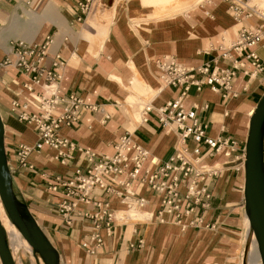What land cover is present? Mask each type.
<instances>
[{
  "label": "crops",
  "instance_id": "0c3cea01",
  "mask_svg": "<svg viewBox=\"0 0 264 264\" xmlns=\"http://www.w3.org/2000/svg\"><path fill=\"white\" fill-rule=\"evenodd\" d=\"M78 1L31 0L27 4L25 0H0V113L17 199L27 205L58 249L62 264H238L243 245L240 213L245 210V148L251 117L264 96L260 78L240 73L234 84L239 94L230 99L208 86L202 91L193 88L186 99L189 108L193 104H209L208 109L198 111L207 136L236 143L216 151L204 143L188 140L189 151L200 146L202 164L212 167L216 174L207 181L212 194L209 200L204 198L208 205L201 204L192 213H186L188 203L183 200L180 218L178 212L161 213L163 195L147 185L137 184L139 195L148 199L147 205L138 210L129 211L116 195L95 191L103 199H109L116 211L111 234L105 227L97 229L92 220L77 212L71 214L72 222L68 223L58 210L65 196L61 191H52L50 183L57 177L72 178L79 167L87 168V158L77 153L74 159L62 164L56 158V150L44 146L29 157L34 169L17 168L19 145H33L39 134L35 125L20 119L23 108L14 109L13 103H29L28 110L36 112L35 96L44 91L41 85H33L31 73L3 64L7 58L16 59L14 46L19 41L45 44L51 40L44 66L52 68L57 54L67 61L60 82L62 94L76 93L86 103L102 107L110 116L106 119L104 112L84 108L72 127L62 129L63 134L100 155L113 153L119 137L130 131L136 141L149 149L150 158L160 163L171 157L181 141L176 129L164 128L159 123L156 111L143 114L145 105L152 102L158 107L179 93V89L168 87L157 95V60L174 56L187 64L200 65L214 64V59L220 57L221 66L229 65L221 59L219 45L234 41L239 25L225 0L208 3L201 0L193 14L152 19L144 18L148 13L143 8L131 11L125 2L102 36L100 28L94 29L87 22L96 15L95 10L85 22L77 21ZM115 3L116 0L105 2L103 17ZM101 7L99 0V10ZM133 19L138 23L141 19L145 21L134 29L130 24ZM101 23L104 20H98V27ZM249 23L258 25L260 21L253 18ZM210 44L215 47L208 51ZM258 53L264 60V50L259 49ZM195 157L191 154L192 159ZM181 191L185 193L186 186ZM80 210L91 211L93 207L82 204ZM243 223L247 241L250 232L247 216ZM95 232L103 238L100 246L91 241ZM8 234L11 245H19L12 229ZM86 241L95 246V254L83 246Z\"/></svg>",
  "mask_w": 264,
  "mask_h": 264
},
{
  "label": "built area",
  "instance_id": "2783aa9c",
  "mask_svg": "<svg viewBox=\"0 0 264 264\" xmlns=\"http://www.w3.org/2000/svg\"><path fill=\"white\" fill-rule=\"evenodd\" d=\"M225 1L228 3L229 13L239 25L234 41L219 45V50L222 51L221 59L227 60L228 66L219 64L220 57L214 59V64L207 62L200 65L187 64L174 56L157 60L159 68L157 95L168 87L179 89L178 95L164 104L156 107L151 102L143 108L144 116L156 111L158 121L164 128L178 131L180 147L162 163L150 158L149 149L136 141L130 131L119 137L114 144L113 153L100 155L79 146L69 136L63 134L62 129L72 127L79 120L84 108L102 111L106 119L110 116L102 107L86 103L76 93L62 94L60 82L67 61L57 54L52 68L44 66L51 40L45 44L25 41L15 44L16 59L7 58L3 64L13 65L26 73H31L33 85H41L44 90L35 96L36 112L28 110L31 105L29 103L23 105L19 102L13 103L14 109L23 108L19 112L20 119L35 125L39 134L38 140L33 145H19L17 168L34 169L29 157L34 150H41L44 146L55 149L56 158L62 164L74 159L77 153L83 154L89 163L85 169L77 168L72 178L57 177L50 183L52 191H61L65 196L58 204V210L68 223L72 222L71 214L77 212L79 216L92 220L97 229L105 227L108 233H112L117 219L116 211L109 199H103L101 195L96 194L97 189L107 195L119 197L129 211L143 208L148 203L146 197L139 195L137 184L147 185L163 195L161 213L178 212V217H182L183 200H187L188 203L186 213H192L201 204L208 205L204 198L209 200L212 194L208 189L207 181L211 175L216 174V171L202 164L200 146L193 152L189 151L188 140L198 144L204 143L216 151H220L226 144L234 145L236 142L207 136L198 111L208 109L209 104H193L189 108L186 99L189 98L193 88L202 91L206 86L221 92L226 99L237 97L239 93L234 89V84L240 73L252 79L260 78L264 84V60L258 53L259 49L264 50V7L259 6L254 0ZM25 2L30 4L31 0ZM97 2L98 0H79L77 21L85 22ZM253 18L259 19L260 23L251 25L249 21ZM214 47V44H210L208 51ZM30 89L32 91L31 87ZM191 154L196 155L195 159L191 158ZM148 160L149 164H147ZM182 186H186L185 193L181 191ZM82 204L92 206L93 210H80ZM91 241L96 242L97 246L103 244L99 232L91 235ZM143 242L141 240L140 244L142 245ZM83 246L89 253L95 254V246H91L88 241L84 242ZM131 246L134 247L135 244Z\"/></svg>",
  "mask_w": 264,
  "mask_h": 264
},
{
  "label": "water",
  "instance_id": "95a60500",
  "mask_svg": "<svg viewBox=\"0 0 264 264\" xmlns=\"http://www.w3.org/2000/svg\"><path fill=\"white\" fill-rule=\"evenodd\" d=\"M251 117L245 148V211L255 235L258 251L264 264V96ZM0 196L4 206L24 237L46 264H62L58 249L13 190V177L5 148V127L0 113ZM0 258L2 264H17L0 218Z\"/></svg>",
  "mask_w": 264,
  "mask_h": 264
},
{
  "label": "rangeland",
  "instance_id": "374dc122",
  "mask_svg": "<svg viewBox=\"0 0 264 264\" xmlns=\"http://www.w3.org/2000/svg\"><path fill=\"white\" fill-rule=\"evenodd\" d=\"M128 2V8L131 11L141 9L148 14H145L146 17L144 18H160V17H166V16H172L176 14H193L194 10L198 7L199 0H116L115 7L112 9H108L106 12V16L104 13V17L99 15V0L95 6V14L91 17V20H87L88 24H90L94 29L100 28V36L105 34L106 31L109 30L110 24L113 23V21L117 18L118 12L121 10V6L125 5ZM203 3H208V0H205ZM187 4H190L188 6ZM192 4V5H191ZM107 6V5H106ZM99 10V11H98ZM97 16V18H96ZM141 18V17H137ZM104 23L99 24L100 27H98V20L103 21ZM94 20V21H92ZM141 21L145 20H139V23ZM136 19L131 20L130 24L134 29L137 28V25L139 24ZM92 33L93 30H90ZM0 215L3 220L4 225L6 226L7 231L12 229L18 238L19 245L14 246L11 245V250L13 252L14 259L17 264H45L43 258L39 253H36L31 247L25 238L22 236L18 228L12 223L10 220L8 213L2 203V200L0 198ZM246 211L242 209V212L240 213V218L242 217V222L240 223L241 227L240 230L242 232V239H243V245L240 249V252L237 257L238 264H262L261 257L258 251V245L255 239V236L253 235V239L244 241L245 238V223H243V220H245L246 217ZM245 222V221H244ZM9 235V234H8ZM9 239V238H8ZM10 241V239H9ZM246 254L250 255L249 258H247V261H244L246 258Z\"/></svg>",
  "mask_w": 264,
  "mask_h": 264
},
{
  "label": "bare ground",
  "instance_id": "6f19581e",
  "mask_svg": "<svg viewBox=\"0 0 264 264\" xmlns=\"http://www.w3.org/2000/svg\"><path fill=\"white\" fill-rule=\"evenodd\" d=\"M199 1H201V0H199ZM259 6H261V7H264V0H254ZM105 2H107V3H111L112 2V0H101V4H103V7H101L100 8V12H99V15L102 17L103 16V11H104V4H105ZM101 6V5H100ZM256 111V110H255ZM255 111H254V113H255ZM254 113H253V115H254ZM252 115V116H253ZM251 121V120H250ZM250 128V127H249ZM246 158V157H245ZM245 176H246V174H245ZM0 198H1V196H0ZM1 200H2V198H1ZM2 203H3V201H2ZM3 205H4V203H3ZM5 207V206H4ZM6 209V208H5ZM7 211V210H6ZM8 213V212H7ZM8 216H9V214H8ZM0 218H1V215H0ZM9 218H10V216H9ZM10 220L12 221V219L10 218ZM1 221H2V223H3V220H2V218H1ZM248 221H249V219H248ZM12 223L14 224V222L12 221ZM3 225H4V223H3ZM15 225V224H14ZM16 226V225H15ZM4 227H5V229H6V226L4 225ZM17 227V226H16ZM18 228V227H17ZM249 229H250V222H249ZM18 230L20 231V233L22 234V232H21V230L18 228ZM6 231H7V229H6ZM7 234H8V231H7ZM253 233L251 232V229H250V232H249V236H248V240L250 241V239H253ZM22 236L24 237V235L22 234ZM255 236V235H254ZM8 238H9V235H8ZM25 238V237H24ZM25 240L27 241V243L31 246V244L28 242V240L25 238ZM9 243H10V241H9ZM11 246V245H10ZM32 247V246H31ZM41 255V254H40ZM247 256H246V258H245V261H247V258H249L250 257V255H248V254H246ZM41 257H42V255H41ZM43 258V257H42ZM0 260H1V258H0ZM44 260V259H43ZM45 262V261H44ZM1 263H2V261H1ZM45 264H46V262H45ZM250 264V263H249Z\"/></svg>",
  "mask_w": 264,
  "mask_h": 264
}]
</instances>
